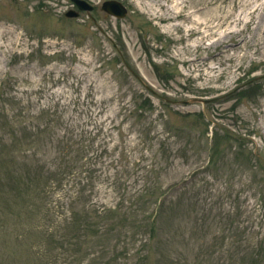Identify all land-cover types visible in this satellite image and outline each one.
Segmentation results:
<instances>
[{
  "label": "rangeland",
  "instance_id": "1",
  "mask_svg": "<svg viewBox=\"0 0 264 264\" xmlns=\"http://www.w3.org/2000/svg\"><path fill=\"white\" fill-rule=\"evenodd\" d=\"M86 1L0 0V264H264V0Z\"/></svg>",
  "mask_w": 264,
  "mask_h": 264
},
{
  "label": "water",
  "instance_id": "2",
  "mask_svg": "<svg viewBox=\"0 0 264 264\" xmlns=\"http://www.w3.org/2000/svg\"><path fill=\"white\" fill-rule=\"evenodd\" d=\"M80 10H86L91 12L94 7L86 0H72ZM102 9L107 11L108 13L117 16V17H124L127 14V9L125 6L117 1V0H108L103 3ZM68 16H78L79 12L75 10H70L67 13Z\"/></svg>",
  "mask_w": 264,
  "mask_h": 264
},
{
  "label": "trees",
  "instance_id": "3",
  "mask_svg": "<svg viewBox=\"0 0 264 264\" xmlns=\"http://www.w3.org/2000/svg\"><path fill=\"white\" fill-rule=\"evenodd\" d=\"M0 122H2V118L0 119ZM12 125H16V123H13ZM17 126V125H16ZM8 127H10V125L9 126H1V123H0V130H4L5 132H6V134L4 135V136H1L0 137V147L2 146V144L4 143V139H5V137L6 136H8V135H11V133H13V132H15V130H11V129H8V130H6ZM24 129L25 130V126H22V127H20V130L21 129ZM19 130V131H20ZM49 136H50V138L52 137L50 134H49ZM82 150H85V147L83 146V148H82ZM23 158V159H27V155H24V154H22V150H19V153H18V157L17 156H14V158ZM28 164V161L27 160H20V165H26V168H27V165ZM21 167V166H20ZM20 168H18V169H16V170H19ZM8 170H13L11 167H8ZM8 174H10V173H8ZM136 207L137 208H140V207H142V208H144V201L142 200V199H138L137 201H136ZM135 207V208H136ZM85 208L87 209V211L89 210V208H88V206H87V204L85 205ZM134 208V209H135ZM100 217H102V218H104L105 217V214H103V215H99ZM86 223H84V225H85ZM83 229H84V227H83ZM82 229V230H83ZM110 229V228H109ZM108 229V230H109ZM82 230H80V233L79 234H81V232H83ZM92 235L93 233L92 232H88V231H85L84 233H83V239H82V241H80V243H79V245H83V243H86L87 242V237H88V235Z\"/></svg>",
  "mask_w": 264,
  "mask_h": 264
}]
</instances>
